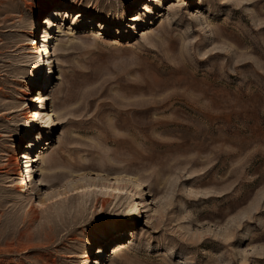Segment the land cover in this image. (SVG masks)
Listing matches in <instances>:
<instances>
[{
  "label": "rangeland",
  "instance_id": "1",
  "mask_svg": "<svg viewBox=\"0 0 264 264\" xmlns=\"http://www.w3.org/2000/svg\"><path fill=\"white\" fill-rule=\"evenodd\" d=\"M106 263L264 264V0H0V264Z\"/></svg>",
  "mask_w": 264,
  "mask_h": 264
},
{
  "label": "bare ground",
  "instance_id": "2",
  "mask_svg": "<svg viewBox=\"0 0 264 264\" xmlns=\"http://www.w3.org/2000/svg\"><path fill=\"white\" fill-rule=\"evenodd\" d=\"M150 1H153V0H149V2ZM50 6L52 7V5H50ZM54 6H57V5H54ZM65 8L67 9L69 7L66 5ZM40 11H41V13H45L47 11V6L42 8ZM76 13L79 14V11H77ZM80 16H81V14H80ZM44 18H45L44 22L42 23V24L46 25V26H44L45 27L44 35H43V38L40 39V42L38 41L39 45H38L37 49L35 51L32 50V53H34V54L38 53L40 49H42V51H44L46 49V47H47L46 41L49 40V38L51 37L50 32L47 31V30L50 27H53L52 25L54 24V20H52L50 18H47V17H44ZM55 25H54V27H55ZM34 34H35V27H32V29H31L32 38L30 39V42L28 43L30 47L33 44H38V42L35 41V39L33 37ZM46 57L48 58L46 60V62H43L44 60H43V57H42V63L39 65V61H38V63L33 66L32 74H31V79L32 80L35 81L37 79L41 68H44L46 65H50L49 56H46ZM48 68H49L48 71H50L51 67L49 66ZM24 93H25L26 96L29 97L30 103H33L36 106L33 110H30V112H31L30 115L28 114V117H29L30 121H29V126L27 127V129L30 127V125H33L34 122H38L40 124H43L45 129L52 130L54 128V125H55L53 110L49 109L48 106L46 107V110L44 112H42V113L37 110L41 105H45V104L48 105V102L50 100V97L48 96V94L37 92L36 94L31 95L29 93V91H27V90H25ZM32 96H35L34 97L35 100H32V98H31ZM28 132H29V129L24 131L25 134H27ZM20 142H21V139L18 137L15 140V143H20ZM18 159H24V160H23L22 163H19ZM37 160H38V157L29 156L26 151H24L22 153L20 158H18V156H14V161H15V164L17 166L16 167L17 171L15 173L16 176L22 175L24 173V179H22V181L20 183H17V181H16V184H17L16 186L18 187L17 190L19 192H25V190H27V189L29 190V192H31V184H33L35 182L37 183L38 179L35 180V176L36 175L34 176V174L38 171V168H36V165L33 164V163L37 162ZM132 186H134V188L137 189V188L140 187V183L134 182V183H132ZM114 190L120 192L119 189L114 188ZM130 202H131V204L129 205V209L131 210L130 211V215L139 214V212H140L139 208H138L139 207V203L137 202V200L134 198V199L130 200ZM114 246H115L114 250H116V249H118L119 246L122 247L123 245H120V242H117ZM96 248H97V252L96 253H98V252H100L102 250L101 245H98ZM96 248H94V250Z\"/></svg>",
  "mask_w": 264,
  "mask_h": 264
}]
</instances>
